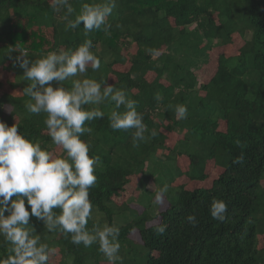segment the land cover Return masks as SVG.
I'll use <instances>...</instances> for the list:
<instances>
[{
	"label": "trees",
	"instance_id": "trees-1",
	"mask_svg": "<svg viewBox=\"0 0 264 264\" xmlns=\"http://www.w3.org/2000/svg\"><path fill=\"white\" fill-rule=\"evenodd\" d=\"M70 2L78 13L88 0ZM107 24V34L102 26L85 35L82 23L65 31L63 11L54 12L50 0H0V120L18 125L26 138L50 151L55 144L43 122L46 114L25 108L27 82L13 59L19 52L35 59L60 48L74 49L90 39L101 66L88 75L114 77L111 83L137 102L148 130L158 134L133 147V130L109 126L110 103L100 106L103 118L86 122L92 132L81 138L90 146L89 155L102 160L89 190V230L95 224L118 226L123 264H264V242L258 247L256 239L264 235V0H118ZM247 32L238 52L219 54L213 75L200 82L195 71L210 61L212 49ZM133 44L134 52H129ZM125 64V69L116 68ZM176 104L187 106L185 119H177L169 107ZM161 127L180 134L163 158L157 155L167 149ZM241 153L243 163H233ZM181 154L190 162L185 171L191 179L206 177L208 160L222 170L208 187L185 188L174 183L182 174L176 165ZM136 172L143 184L151 180L156 189L167 185L165 209L155 211L149 190L138 196L140 211L127 202L114 204ZM213 199L228 205L223 221L210 215ZM94 212L100 221L94 220ZM188 214H195V227L186 221ZM153 220L166 225L163 234L155 233ZM29 223L33 234L58 255L49 264L108 261L96 244L75 245L59 230L49 232L36 217L30 216ZM133 230L139 240L129 236ZM9 247L0 237V258Z\"/></svg>",
	"mask_w": 264,
	"mask_h": 264
},
{
	"label": "clouds",
	"instance_id": "clouds-1",
	"mask_svg": "<svg viewBox=\"0 0 264 264\" xmlns=\"http://www.w3.org/2000/svg\"><path fill=\"white\" fill-rule=\"evenodd\" d=\"M117 3L88 0L82 2L78 13L70 0H50V7L54 12L63 11L65 31L80 28L82 23L85 35L102 26L107 34V20ZM92 47V41L85 39L74 49L60 48L35 59L19 52L13 59L14 66L23 70L22 81L27 82L23 88L29 97L25 108L31 114H46L43 122L48 135L62 154L43 149L39 142H32L18 131V125L9 126L0 120V237L11 245L0 264H49L54 249L33 234L36 231L29 227L30 216L41 220L49 232L59 230L70 237L75 245H98L109 264H123L119 255L120 228L108 223L95 224L91 230L87 227L93 213L89 190L96 184L95 170L102 160L98 155H89L90 146L81 137L92 132L86 122L105 116L100 108L105 103L114 105L108 115L114 131L133 130V147L158 133L148 130L143 114L137 111V102L123 89L108 79L88 75L89 69L96 72L101 66ZM68 82L70 86H66ZM155 98L159 101L162 96L157 94ZM169 107L177 119L187 117L186 105ZM243 161L241 153L233 163ZM152 192V203L161 211L168 201V187ZM227 210V203L220 199H213L209 207L211 217L217 221L225 219ZM186 221L193 227L198 223L195 214H188ZM153 228L158 235L166 231V225L159 222Z\"/></svg>",
	"mask_w": 264,
	"mask_h": 264
},
{
	"label": "rangeland",
	"instance_id": "rangeland-1",
	"mask_svg": "<svg viewBox=\"0 0 264 264\" xmlns=\"http://www.w3.org/2000/svg\"><path fill=\"white\" fill-rule=\"evenodd\" d=\"M250 35L249 32H247L245 34V36L242 38L240 37L237 33L233 34V41L225 46V47H214L210 53V61L207 64H204L203 67L199 70H196L195 73L199 78L200 82H207L210 77L213 75V73L216 70V60L219 56V54L221 53H225L224 56H230L233 54H236L239 50V48L242 46L243 44V40L244 38H248ZM135 48L134 44L129 46L128 50L129 52H134ZM225 51V52H223ZM212 58V59H211ZM127 67V64L124 65V67L121 65L116 66V68L118 69H125ZM8 73V72H7ZM11 74L9 76V74L6 76V79H10ZM110 83L114 81V77H111V79L108 80ZM1 89V87H0ZM7 109H10L8 106L6 107ZM5 108V109H6ZM220 129H224V122L220 121ZM160 130H163L166 134V139H165V144L167 149H160L157 151V155L161 158H163L164 156H166V154L168 153L169 148L172 147V145L174 144V142L180 138V134H178V132L176 131H168V130H164L162 127L160 128ZM50 151H52L54 154L56 155H61L62 154V149L57 146V145H53L50 149ZM176 162H177V166L179 167L180 171L182 170V174L180 176H178L175 180V184H181L182 186H184L185 188H196V187H208L212 180L218 175V173L222 170V167L218 164H213L212 160H208L207 161V166H206V177L203 179H191L187 174V170L188 167L190 165V162L187 158L186 155H176ZM186 170V171H185ZM191 171V169H190ZM186 172V173H185ZM141 173L140 172H136L134 175H132L130 177V181L129 183L125 186L124 190L121 192V194L119 196H116L113 198V202L115 205L119 206L121 204V202H127L129 203V205L135 206L136 208H138V210H142V207H140V205L138 204V196L143 193H145V191L149 190V191H153V189L155 188L154 183L151 180H148L145 184H143L141 182V177H140ZM187 175V176H186ZM262 185L264 186V178L261 181ZM154 197V193L153 196L151 198V200H153ZM167 206V201L165 203V206L161 209H165ZM155 211L158 212L160 211L158 209L157 206L154 207ZM102 218L100 217L99 214L94 212V220L96 221H100ZM153 223L156 222V220L152 221ZM131 238L135 239V240H139V235L138 232L136 230H133L130 235ZM257 246L261 247L263 242H264V235H258L257 236ZM58 255L56 253H53L50 256V259L52 261L56 260V257ZM101 264H109L108 261H102Z\"/></svg>",
	"mask_w": 264,
	"mask_h": 264
}]
</instances>
